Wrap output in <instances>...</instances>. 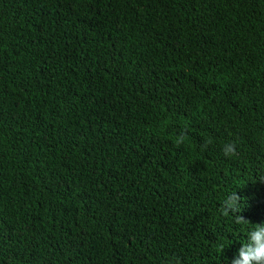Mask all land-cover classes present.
Segmentation results:
<instances>
[{
    "label": "trees",
    "instance_id": "1",
    "mask_svg": "<svg viewBox=\"0 0 264 264\" xmlns=\"http://www.w3.org/2000/svg\"><path fill=\"white\" fill-rule=\"evenodd\" d=\"M262 181L264 0H0V264H232Z\"/></svg>",
    "mask_w": 264,
    "mask_h": 264
},
{
    "label": "clouds",
    "instance_id": "2",
    "mask_svg": "<svg viewBox=\"0 0 264 264\" xmlns=\"http://www.w3.org/2000/svg\"><path fill=\"white\" fill-rule=\"evenodd\" d=\"M182 140L183 137L178 139L176 141L177 144H180ZM228 153H235L234 146H228L226 154ZM229 209H231V212ZM221 211L225 216L230 213L235 215L237 223L248 222L241 215L236 214L240 212V197L236 192H232L226 196L221 204ZM232 264H264V228L256 224V227L247 235V243L241 244L236 258L232 260Z\"/></svg>",
    "mask_w": 264,
    "mask_h": 264
}]
</instances>
